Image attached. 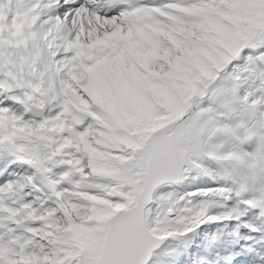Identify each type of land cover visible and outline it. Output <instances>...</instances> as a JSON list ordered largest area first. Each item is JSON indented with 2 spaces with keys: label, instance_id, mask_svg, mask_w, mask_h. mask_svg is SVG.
Here are the masks:
<instances>
[{
  "label": "snow or ice",
  "instance_id": "6c2138e0",
  "mask_svg": "<svg viewBox=\"0 0 264 264\" xmlns=\"http://www.w3.org/2000/svg\"><path fill=\"white\" fill-rule=\"evenodd\" d=\"M251 161L264 0H0V264H264Z\"/></svg>",
  "mask_w": 264,
  "mask_h": 264
},
{
  "label": "bare ground",
  "instance_id": "6f19581e",
  "mask_svg": "<svg viewBox=\"0 0 264 264\" xmlns=\"http://www.w3.org/2000/svg\"><path fill=\"white\" fill-rule=\"evenodd\" d=\"M257 146H258V141H257V139L255 137H253L250 140H248V141L244 142L243 144H241V149L244 152L252 153V152L255 151V149H256ZM204 163L207 164L210 168H212L214 170L219 169L218 163L215 162V161L210 160V158H206L205 161H204ZM196 182L197 181H194V182L193 181H190V179H189V181H186L183 185L179 186V192L180 193L190 192V191L194 190L197 187H202L204 185H207L205 183H201L200 185H197ZM209 183H211V181ZM257 186H259V185H257ZM246 195H251V193H248ZM229 203L231 204L232 201H229ZM214 211H215V209H214ZM245 219L254 221L255 220L254 214H251L250 213L249 216L245 217ZM244 228L249 233V229L246 228V227H244ZM241 244H243V241L242 240H241ZM236 247L239 248V245H237ZM248 259H252L251 255L248 256Z\"/></svg>",
  "mask_w": 264,
  "mask_h": 264
},
{
  "label": "rangeland",
  "instance_id": "374dc122",
  "mask_svg": "<svg viewBox=\"0 0 264 264\" xmlns=\"http://www.w3.org/2000/svg\"><path fill=\"white\" fill-rule=\"evenodd\" d=\"M215 139H216V138H214L213 140L215 141ZM190 181H192V180L190 179ZM196 181H197V182H196L197 185H200L201 183L208 184V183L210 182V180H209L208 177H201V178L197 179ZM230 226H231V224H230ZM215 227H216L215 225H212V226H210V227L208 228L207 231H209V232L215 231ZM240 232H241L242 235H248V234H249V233L247 232V230H246L244 227H241V228H240ZM196 239H197V242H199L201 239H203V233H201V235L198 236ZM242 241H243V240H242ZM243 243H245V241H243ZM250 255H251V254H249V256H250Z\"/></svg>",
  "mask_w": 264,
  "mask_h": 264
},
{
  "label": "clouds",
  "instance_id": "9594fccd",
  "mask_svg": "<svg viewBox=\"0 0 264 264\" xmlns=\"http://www.w3.org/2000/svg\"><path fill=\"white\" fill-rule=\"evenodd\" d=\"M249 171L258 173L264 170V161H251L248 162Z\"/></svg>",
  "mask_w": 264,
  "mask_h": 264
}]
</instances>
